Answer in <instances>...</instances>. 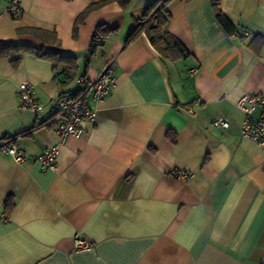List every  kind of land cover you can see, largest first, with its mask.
I'll use <instances>...</instances> for the list:
<instances>
[{
  "label": "crops",
  "instance_id": "1",
  "mask_svg": "<svg viewBox=\"0 0 264 264\" xmlns=\"http://www.w3.org/2000/svg\"><path fill=\"white\" fill-rule=\"evenodd\" d=\"M96 1L22 0L17 18L0 16V41L75 64L68 79L33 53L0 58V140L10 136L25 156L0 153V264H264V155L241 134L235 106L264 93V0H170L164 28L188 52L178 60L163 58L143 31L132 34L154 0L106 4L74 31ZM101 23L110 33L90 52ZM105 66L116 81L100 102L89 97L94 122H82L54 169L42 170L36 158L57 138L53 125L18 109V85L30 83L49 106L76 76L94 80ZM218 118L228 127H214ZM75 237L89 246L76 248Z\"/></svg>",
  "mask_w": 264,
  "mask_h": 264
},
{
  "label": "built area",
  "instance_id": "2",
  "mask_svg": "<svg viewBox=\"0 0 264 264\" xmlns=\"http://www.w3.org/2000/svg\"><path fill=\"white\" fill-rule=\"evenodd\" d=\"M21 2L22 0H0V16L17 18L22 12ZM115 81L111 66H105L94 80H88L80 74L74 79V88L60 91L49 106L37 101L34 87L30 83L22 82L18 85L16 93L18 109L31 110L39 126L53 125V132L57 138L54 144L45 148L36 158L42 170L54 169L59 146L67 137L81 135L82 122H94L96 109L88 104L89 97L94 102H100L114 87ZM235 106L243 113L241 134L252 140L264 155V93H245L236 101ZM44 113L46 117H43ZM212 124L214 127H228L227 121L222 118L215 119ZM0 153L7 154L17 163L25 160L23 150L11 141L10 136L0 140ZM173 174L182 179L189 177L184 170H175ZM74 240L78 249L89 246L82 238L75 237Z\"/></svg>",
  "mask_w": 264,
  "mask_h": 264
},
{
  "label": "trees",
  "instance_id": "3",
  "mask_svg": "<svg viewBox=\"0 0 264 264\" xmlns=\"http://www.w3.org/2000/svg\"><path fill=\"white\" fill-rule=\"evenodd\" d=\"M130 0H97L88 5L76 18L74 28L80 23L84 16L90 11L102 7L106 4L116 2L119 6L125 7ZM170 0H154L149 3L146 10L139 17L134 18V28L132 34L138 31H143L150 44L160 53L163 58L170 60H178L185 58L188 52L184 46L172 34L165 30L164 26L170 18V14L165 10V6ZM215 6V15L218 22L229 33H235V26L229 19ZM110 33V29L105 24H98L92 32V40L90 45V52L95 46L102 45L105 38ZM96 43V44H94ZM33 53L38 57L46 58L54 63V68L63 67L66 78L72 79L75 73V64L73 58L63 55L57 51H45L43 49L34 48L28 45H17L4 41H0V58L10 56L14 53ZM172 137V134H169ZM4 210L9 212L13 206L14 201L11 195L6 196L4 200Z\"/></svg>",
  "mask_w": 264,
  "mask_h": 264
}]
</instances>
